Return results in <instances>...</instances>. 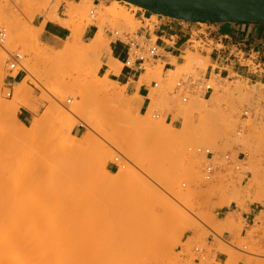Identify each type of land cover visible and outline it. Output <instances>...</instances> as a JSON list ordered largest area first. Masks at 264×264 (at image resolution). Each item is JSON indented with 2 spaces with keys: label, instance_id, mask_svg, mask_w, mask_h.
Here are the masks:
<instances>
[{
  "label": "rangeland",
  "instance_id": "rangeland-1",
  "mask_svg": "<svg viewBox=\"0 0 264 264\" xmlns=\"http://www.w3.org/2000/svg\"><path fill=\"white\" fill-rule=\"evenodd\" d=\"M68 3L85 7L84 22L80 15L69 17ZM57 4L56 16L68 20L75 32L69 49L63 48L70 33L66 27L63 38L55 43L48 42L44 28L33 46L19 35L10 38L9 26L1 17L6 6L9 19L29 31L51 21L47 16ZM113 7L112 0L86 4L82 0H0V22L7 30V40L0 45V215L10 208L17 222L24 211L14 228L22 222L28 227L22 226L35 241L26 236L33 244L32 248L27 242L31 250L49 246L48 241L62 231L66 239L58 240L70 244V253L66 247L60 249L64 244L58 240L61 247H56V241L52 245L56 242L57 257L66 253V264L75 253L71 246L77 243L80 249L71 264H195V259L201 264H222L217 262V253L228 257L224 264H264V216L245 237L235 233L229 245L217 234L223 229L232 231V221L222 226L213 212L244 199L253 187L264 190V82L257 76L256 65L241 60L234 69L222 75L212 73L209 78V68H216L211 61L216 44L197 39L206 24L152 16L125 2L119 10L132 17V24L100 21V15L106 17L105 12ZM39 9L46 13L40 14ZM174 22L194 29V37L178 52L179 57L168 55L169 61L158 57L138 72L139 81L152 70L142 84L137 82L138 88L147 87L146 99L130 94L128 85L114 84L107 72L102 76L95 54L97 36L106 35L111 45L115 31H138L158 45L156 28ZM13 52L23 55L25 72L9 73L8 53ZM188 54L198 60L189 64ZM261 56L264 49L252 59ZM102 60L109 61L107 53ZM28 71L32 73L28 89L22 90L18 86ZM189 77L196 85L189 92H176V84ZM75 94L81 96L78 102ZM22 107L33 112L25 125L20 120ZM104 111L106 118H102ZM202 122L210 127L200 126ZM222 131L225 135L221 136ZM207 149L215 154L209 179ZM239 155L244 160L239 161ZM248 172L252 177L243 186ZM188 231L195 235L182 243ZM213 234L215 246L208 247L207 238ZM21 238L26 244L28 240ZM48 246L41 252L44 258L52 248L56 250L51 242ZM178 246L183 249L180 253L175 252ZM194 247L205 252L193 254ZM47 259L45 264H56L57 258H51L55 263Z\"/></svg>",
  "mask_w": 264,
  "mask_h": 264
},
{
  "label": "crops",
  "instance_id": "crops-1",
  "mask_svg": "<svg viewBox=\"0 0 264 264\" xmlns=\"http://www.w3.org/2000/svg\"><path fill=\"white\" fill-rule=\"evenodd\" d=\"M166 25V24H165ZM199 31L201 29H198ZM66 28L58 25L55 22H47L44 26L43 35L47 36L48 42L55 43L56 40H60L66 33ZM204 34L198 35L197 39L205 42H214L213 54H211V61L213 66L210 67L208 76L211 78L212 73L215 75H222L228 71V68H235V64L241 60H260L263 64V68L257 69V76L261 78V82H264V56L261 59H252L253 54L259 53L261 49H264V23H225V24H206ZM150 36V33L148 32ZM155 35L158 38V45L162 49V54L158 59L162 61H169L168 55L173 57H179L178 52L194 37V29L185 26L182 22H174L170 26H158L155 30ZM167 41V43H166ZM210 45V44H209ZM217 45L221 47L218 48ZM111 56L117 59L121 63L126 60V53L122 45L118 43H111ZM123 56V57H121ZM107 60V59H106ZM105 60V62H106ZM108 70L107 65H103L101 68L102 76ZM239 70H237V73ZM229 76V73L226 75ZM109 78L118 81L121 85H128V92L130 94H139L143 98H147L148 89L142 85L138 88V73H133L127 68H124L119 76L109 75ZM12 80V79H11ZM13 81V82H12ZM11 82L16 83V79ZM257 82V81H256ZM11 85V83H10ZM264 85V84H263ZM146 100H143V106ZM33 118V112L22 107L20 109V120L25 125L29 120ZM73 135V134H72ZM78 138L76 135H74ZM238 160H244V157L238 156ZM110 173L112 170L107 168ZM243 173V172H242ZM245 178L242 181V185L248 183L252 174L250 172L245 173ZM246 182V183H245ZM217 201V200H215ZM216 216V222L220 225H224L227 220L232 221V231L229 229H223L219 235L223 240L230 241L235 233H240L241 237H245L250 229L255 225L260 224L257 219L260 216H264V190H257L256 187L248 190L240 201H232L222 207L214 209ZM195 235L194 231H188L183 235L182 243H185L188 238ZM214 234L208 236V247L215 246ZM183 249L178 246L175 252L180 253ZM198 251L196 247L191 250V253L196 254ZM205 252V251H204ZM190 259V254L186 256ZM227 256L223 253H217V262L224 264L227 260ZM200 260H194L195 264H199Z\"/></svg>",
  "mask_w": 264,
  "mask_h": 264
},
{
  "label": "bare ground",
  "instance_id": "bare-ground-1",
  "mask_svg": "<svg viewBox=\"0 0 264 264\" xmlns=\"http://www.w3.org/2000/svg\"><path fill=\"white\" fill-rule=\"evenodd\" d=\"M9 2L11 1L12 2V0H8ZM83 1V3L84 4H86V3H88L90 0H82ZM121 2L122 1H119V0H112V3L114 4V7L113 8H111V9H108L106 12H105V16L106 17H103L102 15H100V21H102V19H104L105 20V18L106 19H108L109 21H113V22H111V23H115V21H118V20H122V21H124V25H125V22H127V23H130V24H132V21H133V19H132V17H130L128 14H126L122 9L121 10H119V6H121ZM125 3H127V4H130L131 6H132V8L133 9H135V10H137V9H142L141 7H139V6H137V5H134V4H131V3H128V2H125ZM69 4V8H68V12H69V17L70 18H74L75 16H77V15H80L81 16V18H82V21L84 22L85 21V19H86V17H87V10L85 9V7L84 6H76V5H74L73 3H68ZM7 5V4H6ZM47 5H49V1L46 3V6ZM46 6H45V8H46ZM53 6H54V4H53ZM52 7V6H51ZM57 8H58V4L55 6V7H53L52 8V10L53 11H51L49 14H48V19L49 20H51V21H53V22H56L57 24H59V25H61V26H63V27H66V28H69L70 29V33L68 34V36H67V38H66V41L64 42V44H63V48H64V50H67V49H69L70 47H71V42H72V40H73V38H74V36H75V32L72 30V28L70 27V22H67L66 20H63V19H60L59 17H57L56 16V11H57ZM7 6L5 7V11H3V14L1 15V17L5 20L4 22H6V25H8L9 26V30H10V34H11V37L10 38H14L15 39V37L16 36H20L25 42H28L31 46H33V45H36V43L38 42V40H39V36H40V33L42 32V30H43V28H44V26H45V24H46V22H43V24L41 25V26H34L35 28H33L32 30H30L29 29V31L28 30H26L25 28H18L10 19H9V17H8V13H7ZM51 10V9H50ZM144 10V9H143ZM39 12H40V14H42L41 12H44V14L46 13L45 11H43V10H40L39 9ZM38 12V13H39ZM99 14H101L100 12H99ZM36 14H34L33 16H32V18L31 19H33V17L35 16ZM67 15V14H66ZM152 16H157L156 14H152ZM103 17V18H102ZM95 18V17H94ZM89 20V19H88ZM98 20V21H99ZM87 21V20H86ZM91 21V20H90ZM99 21V22H100ZM107 21V20H106ZM111 23H109L110 24V26H112L113 24H111ZM127 23H126V25H127ZM92 24H93V22H92ZM129 24V25H130ZM5 25V24H4ZM85 25V24H84ZM95 25V24H94ZM128 26V25H127ZM113 27H114V25H113ZM127 28V27H126ZM123 30V29H122ZM116 32V31H115ZM114 38H113V41H112V43L114 42V39H115V35L113 36ZM106 35H104V36H97V38H96V52H95V54H96V58H97V60H99V61H101V62H98V64L102 67L104 64L105 65H107L108 66V70H107V78H109V75L110 74H113L114 76H119L120 75V73H121V64H123V63H121L120 61H118L117 59H114L112 56H111V48H110V45H109V43L110 42H108L109 40H106ZM148 38V37H147ZM114 43H118V42H114ZM118 44H120V45H122L121 43H118ZM157 44V43H156ZM122 47H123V49H124V51H125V47L122 45ZM159 47V46H158ZM160 48V47H159ZM39 51V50H38ZM42 51V50H41ZM36 53H38V52H36ZM104 53H107L108 54V56H109V61L108 62H103V60H102V55L104 54ZM126 53V52H125ZM42 54V53H41ZM260 55V54H259ZM258 55V56H259ZM160 56V55H159ZM257 55H256V57H258ZM186 57V56H185ZM186 59H187V61L189 62V64H190V62L191 61H193V60H198V59H196L195 57H193V56H190L189 54L187 55V57H186ZM125 61V60H124ZM253 61V63H254V61L255 60H252ZM192 63V62H191ZM188 64V63H187ZM207 64V63H206ZM255 65H256V63H254ZM116 65H117V67H116ZM161 66V65H160ZM163 66V65H162ZM160 68H162V67H160ZM258 69V68H257ZM152 71V70H151ZM149 69L145 72V74H142L141 76H140V79H139V81H138V83L139 84H142L145 80H146V78H147V76L149 75V74H151L150 72H151ZM139 72H141V71H139ZM139 74V73H138ZM30 75H32V73L30 72V71H28V75L23 79V81L19 84V88H21L22 90H27L28 89V81L31 79V76ZM114 84H117V81L116 80H113V79H111V78H109ZM157 84V83H156ZM157 86H158V84H157ZM156 86V87H157ZM17 88V87H16ZM81 96H79V95H73V99H74V101H76V102H78V99L80 98ZM14 99H15V97H14ZM117 101V100H116ZM118 103V102H117ZM118 105H120V103L118 104ZM117 105V106H118ZM115 106H116V104H115ZM121 106V105H120ZM119 107V106H118ZM121 109H123V108H121ZM105 112V111H104ZM103 112V113H104ZM106 113L107 112H105L103 115H102V118H106V117H108V115H106ZM118 115H120V112L118 113ZM117 115V116H118ZM214 119V118H213ZM215 120V119H214ZM221 120V119H220ZM225 120V119H224ZM122 122L124 121V120H121ZM216 121H218V119L216 120ZM216 121H214V122H216ZM226 121V120H225ZM208 122V121H207ZM219 122V121H218ZM119 123H120V121H119ZM125 123V122H124ZM205 123L206 122H202V123H200V126H205V127H208V126H206L205 125ZM209 124H210V122H208ZM221 123V122H220ZM226 123V122H225ZM212 124V123H211ZM217 124H219V123H217ZM214 125H216V123L214 124ZM213 125V126H214ZM220 125V124H219ZM222 125H224V124H222L221 123V127H222ZM210 127V126H209ZM221 127H220V129H221ZM225 127H227L226 126V124H225ZM224 127V128H225ZM219 127L217 126V130H219L218 129ZM224 128H222V129H224ZM227 129V131L229 130L230 131V129L229 128H226ZM216 130V129H215ZM221 131V130H220ZM224 131H226V130H224ZM228 131V132H229ZM223 132V131H222ZM219 134H221V133H219ZM225 135V133L223 132L222 134H221V136L222 135ZM72 137L73 138H76L74 135H72ZM227 137H228V135H227ZM208 150V149H207ZM215 155V154H214ZM228 155V154H227ZM234 161V160H233ZM234 163V162H233ZM205 169V168H204ZM29 171V170H28ZM28 171H26V173L28 172ZM205 172H207V171H205ZM212 172H213V169H212ZM212 174V173H211ZM21 176H23V175H21ZM211 178V177H210ZM53 181V179L51 178V176H49V178H48V184L50 185V183ZM4 211H6V214L5 215H0V264H45V261H46V259L49 257V256H51L49 259H47V260H50L51 258H57V260H56V264H58V262L60 261V264H66V262H65V260H64V258H65V256H66V253L65 252H69L70 250H71V248H67V247H70L69 245V243H68V245L65 243L64 244V242L66 241H64V242H62V244H61V246H57V245H59V243H61L60 242V240H58V239H61V238H63V240L64 239H66V237L64 238V236H63V232L62 231H60V232H58V234H57V237H54V240H50V237H49V240L50 241H48V244H49V246L48 247H50V242H51V247H54L55 248V243L57 242L58 243V241H59V243L58 244H56V247H61L60 249L61 250H64V249H62L63 247H66L67 249H65L64 251V253L63 252H61V250H60V253H63V254H60V256L59 257H57V255L58 254H56V253H59V249L58 248H55L56 250H54L53 248H52V253L50 254V251H49V254H48V256L46 255H44L45 256V258L44 257H42V254H44L43 253V251H46V249H49V248H47V246H43V247H41V246H39L40 245V243H37V247L39 246V249H36L35 247H36V245H34L35 247V249H33V250H31V246H32V248H33V241H32V238L30 237L29 238V236H27L29 233L27 232V235L25 234V232H24V229L23 228H25V226L22 224V223H20V225L18 224V226H20L19 228H14L15 227V225H14V223L16 224V223H18V221H19V218H24V216H25V214H24V211H22L20 214H22V215H18V221L16 222H14L13 221V219H12V217L13 216H11L10 215V208H4ZM27 218V217H26ZM15 220V219H14ZM17 220V219H16ZM28 220V219H27ZM26 220V221H27ZM24 221V220H23ZM26 221H24V222H26ZM25 225H26V227L28 226L27 225V222L25 223ZM22 226H23V228H22ZM15 229V230H14ZM25 230H28V227H27V229L25 228ZM61 233V234H60ZM31 240L30 242H32V243H29V240H28V238ZM21 237H24V239H27L28 241H26V244H25V242H24V240H21L22 238ZM73 237V236H72ZM219 237V236H218ZM46 238L47 237H44L43 239H44V243H47L46 242ZM75 238V237H74ZM221 240H223L221 237H219ZM48 239V238H47ZM56 239V240H55ZM68 240H69V238H67ZM23 241L24 242V244L26 245H24L21 241ZM58 240V241H57ZM52 241L54 242V241H56L55 243H53L54 245H52ZM73 241H74V239H73ZM72 241V242H73ZM27 242L29 243V245L30 244H32L31 246H30V248H29V246L27 245ZM35 242V241H34ZM72 242H71V245H72ZM83 242V241H82ZM36 243H34V244H36ZM43 243V241H42V243H41V245H45ZM76 243V242H75ZM77 245L79 246V244L77 243ZM76 244L74 245L73 244V246H71L72 247V249L73 250H75L74 252L76 253L77 252V249H80V248H77L76 249V246H77ZM28 247V248H27ZM80 247V246H79ZM41 248V249H40ZM46 248V249H45ZM201 248V247H200ZM43 249V250H42ZM70 249V250H69ZM41 250V251H40ZM51 250V249H50ZM68 250V251H67ZM48 251V250H47ZM56 251V252H55ZM80 251V250H79ZM41 252H42V254H41ZM53 252H54V254H53ZM73 252V253H74ZM81 252V251H80ZM70 253V252H69ZM72 253V254H73ZM74 253V255H76ZM78 253V252H77ZM85 253H87V252H85ZM202 253H204V251L202 252ZM47 254V253H46ZM61 255L63 256V258L61 259L60 257H61ZM67 255H69V254H67ZM73 255V257H76V256H74ZM81 255V254H80ZM213 255V254H212ZM88 256V255H87ZM73 257H70V263L68 262V264H71L72 262L71 261H74L73 260ZM77 257H78V255H77ZM82 257V256H81ZM45 260H44V259ZM71 258H72V260H71ZM66 259V258H65ZM69 259V258H68ZM201 259V258H200ZM52 260L53 259H51V262H52ZM82 262V260L81 259H76V261H78V262H80V261ZM89 260V259H88ZM55 261V259L53 260V262L52 263H55L54 262ZM64 261V262H63ZM208 261V260H207ZM212 261H213V259H212ZM50 262V261H49ZM201 262V261H200ZM199 262V264H201ZM47 263H48V261H47ZM73 263H77V262H73ZM78 264V263H77ZM198 264V263H197Z\"/></svg>",
  "mask_w": 264,
  "mask_h": 264
},
{
  "label": "water",
  "instance_id": "water-1",
  "mask_svg": "<svg viewBox=\"0 0 264 264\" xmlns=\"http://www.w3.org/2000/svg\"><path fill=\"white\" fill-rule=\"evenodd\" d=\"M192 24L264 23V0H119Z\"/></svg>",
  "mask_w": 264,
  "mask_h": 264
},
{
  "label": "built area",
  "instance_id": "built-area-1",
  "mask_svg": "<svg viewBox=\"0 0 264 264\" xmlns=\"http://www.w3.org/2000/svg\"><path fill=\"white\" fill-rule=\"evenodd\" d=\"M150 18H147L148 20ZM149 29L147 27H143V29ZM115 35L114 42L121 43L125 47L126 52V60L124 61L123 65L124 68L129 69L133 73H138L139 71L145 70V65L150 63L152 60H155L160 55V48L156 43H151V40L147 38L143 34H139L137 32H120L116 31L114 32L113 36ZM7 40V30L3 26V24L0 22V45L4 44V42ZM258 56L259 53H256ZM23 55L20 52H13L8 53V60H7V66L9 73L17 72L23 73L26 71L23 63ZM254 63H256V67L263 68V64L260 60H255ZM248 66V65H247ZM10 79L15 80L16 77L10 75ZM196 84L192 83V77H189L186 81H179L176 84L175 91L176 92H189L191 87H194ZM157 84L155 83V87ZM13 92H9L8 96L12 95ZM187 100L186 97H183V101L185 102ZM245 115L248 114V112H244ZM201 152V150H199ZM206 156L208 158V166L206 167L207 175L206 178L209 179L212 173V169L214 166L213 162H210L214 155L210 150H205ZM225 159L227 162L231 161L229 156H226ZM224 241V240H223ZM227 244L231 245L229 242L224 241ZM198 255L203 252L202 248H197ZM198 259L200 257L198 256Z\"/></svg>",
  "mask_w": 264,
  "mask_h": 264
},
{
  "label": "trees",
  "instance_id": "trees-1",
  "mask_svg": "<svg viewBox=\"0 0 264 264\" xmlns=\"http://www.w3.org/2000/svg\"><path fill=\"white\" fill-rule=\"evenodd\" d=\"M121 57H123V56H121Z\"/></svg>",
  "mask_w": 264,
  "mask_h": 264
}]
</instances>
